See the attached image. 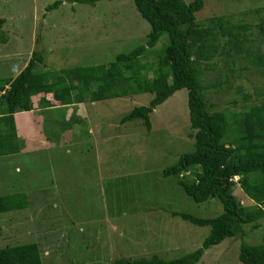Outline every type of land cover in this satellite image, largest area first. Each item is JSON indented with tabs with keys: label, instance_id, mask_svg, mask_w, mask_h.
I'll return each mask as SVG.
<instances>
[{
	"label": "rangeland",
	"instance_id": "374dc122",
	"mask_svg": "<svg viewBox=\"0 0 264 264\" xmlns=\"http://www.w3.org/2000/svg\"><path fill=\"white\" fill-rule=\"evenodd\" d=\"M56 1L62 4L47 12ZM203 1L197 14L202 24L222 16L235 25H251L244 34L236 32L244 35L242 46L247 52L221 56L215 70L203 76L209 111L233 107L245 111L264 103V65L252 64L257 56L264 64L261 16L256 13L264 0ZM0 18L5 20L0 37L3 34L6 41L0 42V80L16 78L34 51L44 54L39 70L48 73L51 81L72 68L110 65L119 54L147 45L151 31L134 0H102L93 5L0 0ZM168 44L164 33L147 50L141 58L144 76H153L157 58L166 53ZM48 97L54 105L61 104L58 97ZM152 99L153 95L143 94L86 101L80 107L83 112L48 109L41 117L36 114L41 124L32 114L34 126L28 136L38 141L31 138L27 152L0 157V195L22 193L29 202L26 209L0 214V248L37 243L42 264H115L153 255L175 259L199 249L210 227L173 214L215 218L223 212L222 203L216 198L196 203L178 178L163 176L164 169L195 149L188 91H178L155 109L150 131L142 119L123 123L134 108L147 106ZM0 114H4L1 109ZM69 130L75 133L67 136ZM235 195L244 206H253L239 185ZM259 223L252 232L246 227L249 234L244 239L228 238L208 249L197 264H242V242L264 244V219Z\"/></svg>",
	"mask_w": 264,
	"mask_h": 264
},
{
	"label": "trees",
	"instance_id": "16d2710c",
	"mask_svg": "<svg viewBox=\"0 0 264 264\" xmlns=\"http://www.w3.org/2000/svg\"><path fill=\"white\" fill-rule=\"evenodd\" d=\"M70 1L93 5L102 0ZM134 2L151 27L147 45L119 54L110 65L65 70L54 81L50 80L48 73L39 70L45 63L44 54L34 51L16 78L0 80V106L4 108V114L0 116V157L21 154L23 149L14 114L33 110L35 101L51 106L47 99L50 94L58 97L61 93L58 99L63 106L151 94L153 99L147 106L136 107L123 118V123L142 119L150 131L151 115L155 109L178 91L186 89L195 149L182 155L174 166L164 169L163 176L178 178L179 185L196 203L215 198L220 200L223 212L207 219L183 212L173 214L193 225L210 227L202 246L192 253L175 259L157 255L120 259L115 264H197L208 249L228 238L244 239L249 234L246 227L249 226L250 232L258 230L259 221L264 219V103L245 111L233 107L228 111L211 112L202 84L204 74L215 70L221 56L232 55L233 58L247 52L242 46L246 40L241 39L244 35L241 37V33L236 32L244 34L251 25H235L222 16L210 19L209 24H202L197 14L204 7L203 0L191 3L185 0ZM61 4L62 1H56L46 11H52ZM256 13L261 16L258 28L264 39V7L257 8ZM4 24L5 20L0 18V31ZM164 33L169 39L166 53L157 58L153 76L148 78L144 76L141 58L148 49L156 46ZM0 42H6L3 34ZM252 64L263 66L262 56H257ZM246 100H250L249 96ZM192 173L196 175L194 179L190 177ZM237 177L238 181L235 180ZM238 185L253 206H244L236 197ZM28 206L25 194L0 195V214ZM245 242L240 245L241 263L264 264V244ZM40 260L37 243L0 248V264H42Z\"/></svg>",
	"mask_w": 264,
	"mask_h": 264
},
{
	"label": "crops",
	"instance_id": "0c3cea01",
	"mask_svg": "<svg viewBox=\"0 0 264 264\" xmlns=\"http://www.w3.org/2000/svg\"><path fill=\"white\" fill-rule=\"evenodd\" d=\"M51 95V94H50ZM47 99L50 101V97H47ZM97 103V102H96ZM36 105H34V109L31 110V111H19L17 113L14 114V118H15V124H16V129H17V133H18V136L19 138H21L22 142H23V149H22V152L25 151L27 152L28 148H29V143L32 141V139L36 140L35 142H37L38 140L35 138V137H31L28 136L29 134H31L29 131L30 129L33 128L34 125H30V122L31 120L29 119V117L32 115V114H39V117H41V114L46 112V111H49L48 109H57V108H67V109H70L72 111H76V112H83L80 107H83L84 106V103L83 104H75V105H68V106H63V105H54L52 103V105L50 106L49 104H45V105H40V103H37V101H35ZM0 109L1 111H4V108L0 106ZM70 112L69 113V116H73L74 113L73 112ZM3 115V114H0V116ZM28 116V117H26ZM38 116H36L37 120L39 118ZM39 121V120H38ZM39 124L40 121H39ZM75 125H78V124H75ZM32 127V128H31ZM74 129V128H73ZM76 129V128H75ZM80 129V128H79ZM91 129V128H90ZM38 130H41V129H38ZM75 133L73 130H69L67 132H65V134L68 136V135H71ZM43 134V133H42ZM40 139H43V138H40ZM39 139V140H40ZM46 141V140H45ZM48 142V141H47ZM21 152V153H22Z\"/></svg>",
	"mask_w": 264,
	"mask_h": 264
}]
</instances>
